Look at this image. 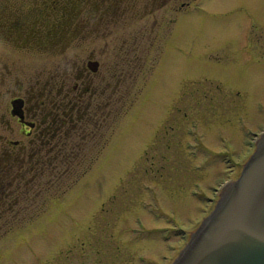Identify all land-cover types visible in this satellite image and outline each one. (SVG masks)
I'll use <instances>...</instances> for the list:
<instances>
[{
    "label": "rangeland",
    "instance_id": "rangeland-1",
    "mask_svg": "<svg viewBox=\"0 0 264 264\" xmlns=\"http://www.w3.org/2000/svg\"><path fill=\"white\" fill-rule=\"evenodd\" d=\"M27 1L9 8L34 18ZM93 3L52 44L0 39V146L24 140L14 98L89 62L109 82L93 94L107 108L84 143L93 163L35 217L0 224V264H171L264 131V0H107L103 22Z\"/></svg>",
    "mask_w": 264,
    "mask_h": 264
},
{
    "label": "flooded vegetation",
    "instance_id": "flooded-vegetation-1",
    "mask_svg": "<svg viewBox=\"0 0 264 264\" xmlns=\"http://www.w3.org/2000/svg\"><path fill=\"white\" fill-rule=\"evenodd\" d=\"M71 2L72 0H67L66 4ZM29 3H33L35 6L34 8L37 10L34 16V18L36 17L35 19H27L28 15L26 11L29 8L13 7L10 9L8 0H0V39L3 42H9L12 45L37 44V42L43 45H45V43L49 45L53 40L49 39V35L55 30L54 23H52L51 12L55 10L57 0H29L27 4ZM80 3L81 5L88 4L89 0H80ZM106 3L107 0H94L92 6L94 7L97 4L94 9L101 11V13L99 12L98 18L100 22H103L102 15L104 14ZM108 3H110V0H108ZM185 5L187 6L188 3ZM183 6L184 5L181 7ZM13 9L16 11L13 12ZM133 9L134 7L131 6L130 10ZM173 10L175 14L179 11L178 8H176V10L174 8ZM42 11H44V13ZM41 14L43 20L40 22ZM149 14L151 15V11ZM10 30L12 32H20L18 34H12V37L17 36V38H13L12 40L8 39ZM23 31L36 32L35 36H38L39 38L37 39L39 40L33 41L37 40L34 38L22 40L21 33ZM39 32L43 38L38 35ZM80 69L81 70L77 72L78 74L72 76V81L71 78L67 76L65 78L61 77V79L63 78L61 81L63 84L52 81V84H50L52 86L49 87L46 96L49 100L53 98L54 102L51 103L50 100L49 110L41 105V97L45 91L43 87L46 86L44 83L42 84V88L38 87V89L31 93L26 91L25 93L27 95L23 98H19L23 102L21 108L22 118L11 114V103L15 98L10 101L9 116H12V119L19 128L18 134L22 136L24 140H8V137H4V143L0 146V224H15L11 226L13 228L8 227L7 230H4L2 233L10 232L12 229L19 227L20 223L23 221V210L18 208L16 213L12 212L9 214L8 212L11 209L10 206L14 202V200L12 198L9 199V197L14 196L15 192L24 191L23 188L20 191V184L16 181L18 176H21L23 173L24 162L34 157L35 154H40V151H45L46 149L50 151V149L55 148V146H63L71 141L80 140V137L81 141L85 139V136L88 134V128L83 124L84 121L82 118L85 115L86 106L89 103L87 102L88 100L85 101L86 98L83 99L84 96L88 98L91 97L90 100H93V105L96 109L104 110L105 108V105L97 102L95 97L93 98V94L99 90L100 86L98 85L102 86V91L100 93H103L109 82H106L105 86L104 81H93L89 79V77H92L90 75L98 73L96 63L89 62L83 66L81 64ZM83 72L85 74H83ZM100 81L102 84H100ZM58 100L66 102L57 103ZM4 124L7 128H10L8 119L5 122V118L2 116L0 118V126H4ZM9 159L14 160L12 166L8 163ZM39 199L40 198L37 196L36 199L33 200V203L37 204ZM28 202L30 203L31 200L28 199Z\"/></svg>",
    "mask_w": 264,
    "mask_h": 264
},
{
    "label": "water",
    "instance_id": "water-1",
    "mask_svg": "<svg viewBox=\"0 0 264 264\" xmlns=\"http://www.w3.org/2000/svg\"><path fill=\"white\" fill-rule=\"evenodd\" d=\"M22 100L11 114L22 118ZM171 264H264V132Z\"/></svg>",
    "mask_w": 264,
    "mask_h": 264
},
{
    "label": "trees",
    "instance_id": "trees-1",
    "mask_svg": "<svg viewBox=\"0 0 264 264\" xmlns=\"http://www.w3.org/2000/svg\"><path fill=\"white\" fill-rule=\"evenodd\" d=\"M67 0H57L56 8L55 10H52V23H54L55 30L64 29L66 32L69 31V26L75 27V18H76V12L79 11L81 7L80 0H72L71 3L66 4ZM13 8V7H12ZM13 12L16 10L13 9ZM49 14V13H48ZM51 15V14H49ZM58 18V19H57ZM77 27V25H76ZM19 31L12 32L9 31V38H17V36L12 37V34H18ZM54 33V32H53ZM51 33L49 35V39H52L53 35ZM36 32L31 31H23L21 33V39H28V38H39L38 36H35ZM38 35L41 36V33L39 32ZM69 35V32H68ZM52 37V38H51ZM43 38V37H42ZM33 40V41H38ZM54 41H56L54 39ZM63 78H65L63 76ZM62 78V79H63ZM49 86L45 88L44 94L41 97V105H43L46 109L49 110L50 108V100L51 103L53 102V98L50 100L46 97L47 91L49 90V87L52 85L48 84ZM58 102H66V101H60ZM89 104L86 106L85 115L83 116L84 125L86 128L89 129V127L94 125V122L97 121L96 115L100 114L103 115L101 117L102 119L106 116L107 117V108L105 110H101V112L97 113L95 106L91 102H88ZM81 119V120H82ZM80 120V121H81ZM87 129V130H88ZM91 141L90 133L85 136V139L81 141L75 140L71 141L68 144H64L63 146H55V148L50 149V151H40V154H35L34 157H31L27 159L24 162V170L21 176H18L17 182L20 184V191L23 188V192H15L14 196L9 197V199H13L14 202L10 206L9 214L14 212L16 213L18 208L23 210L24 217L27 215H30L32 217H35L37 212L35 213L34 209L36 206H41L40 209L44 206V200H50L53 199L59 195H62L67 189H69L70 186L74 184L76 180L79 179L80 176L84 174L85 171H87V168L91 166L93 163L94 157L88 156L86 154V150L84 148V143H88ZM83 142V143H82ZM90 165V166H89ZM29 176V177H28ZM68 176V177H65ZM34 177V179H33ZM65 178L66 180L64 182H61L60 179ZM75 178V179H74ZM37 184V185H36ZM35 186V187H33ZM37 186V187H36ZM66 187V188H65ZM17 191V190H16ZM31 196H28L29 193ZM39 197L40 204L33 203V200L36 199V197ZM42 196V197H41ZM28 199L31 200V202H28ZM43 200V201H42ZM39 210V208H36ZM30 220V219H29ZM22 223V222H21Z\"/></svg>",
    "mask_w": 264,
    "mask_h": 264
},
{
    "label": "bare ground",
    "instance_id": "bare-ground-1",
    "mask_svg": "<svg viewBox=\"0 0 264 264\" xmlns=\"http://www.w3.org/2000/svg\"><path fill=\"white\" fill-rule=\"evenodd\" d=\"M263 132H264V131H263ZM226 185H228V184L225 183V186H226Z\"/></svg>",
    "mask_w": 264,
    "mask_h": 264
}]
</instances>
